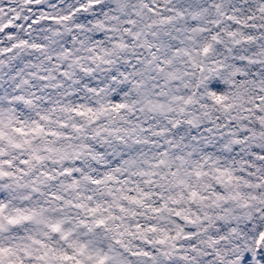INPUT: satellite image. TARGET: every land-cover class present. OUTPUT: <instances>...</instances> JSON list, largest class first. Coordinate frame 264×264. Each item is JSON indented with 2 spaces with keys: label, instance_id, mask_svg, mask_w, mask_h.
I'll return each mask as SVG.
<instances>
[{
  "label": "snow or ice",
  "instance_id": "obj_1",
  "mask_svg": "<svg viewBox=\"0 0 264 264\" xmlns=\"http://www.w3.org/2000/svg\"><path fill=\"white\" fill-rule=\"evenodd\" d=\"M0 264H264V0H0Z\"/></svg>",
  "mask_w": 264,
  "mask_h": 264
}]
</instances>
